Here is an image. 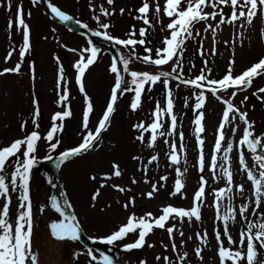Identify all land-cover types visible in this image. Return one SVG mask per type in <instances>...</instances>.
<instances>
[{"label":"rangeland","instance_id":"obj_1","mask_svg":"<svg viewBox=\"0 0 264 264\" xmlns=\"http://www.w3.org/2000/svg\"><path fill=\"white\" fill-rule=\"evenodd\" d=\"M57 6L63 13L70 16L71 21L86 25L87 29L95 32L100 31L103 35L104 29L99 27L94 17H99L100 23H107L110 27L107 34L128 39V33L136 32L135 39H140L139 29L145 28L146 43L144 46L135 45V52L132 48L125 52L120 46L123 57L130 59L132 55H149L144 48H151V56L156 58L155 50L163 47L162 41L168 35L166 25L170 22L161 11L158 15L155 11L156 4L161 5L164 0H147L150 5L148 19L151 27L145 25L139 16L137 9L142 6V0H113L109 5L107 0H47ZM9 4L11 7L9 8ZM17 6L22 7L23 19L29 27L30 48L26 52L23 61L20 58V48L23 45L22 29L18 30L15 25L8 28L10 19L14 20ZM103 6L111 15L103 16L100 8ZM123 9V13L121 12ZM211 12L212 9H205ZM224 13H230L228 7H224ZM218 16L215 21L209 20L194 26V39H189L184 44L182 57L183 78L194 79L200 74V70L205 67L204 61L208 62L207 68L211 69L209 79H220L226 74L229 61H234L233 74H239L252 63L264 57V16L257 14L252 24L245 21H237L234 24H223L217 29L215 36L211 31L205 32V24H215L219 21ZM196 31L200 36H196ZM203 42L204 55L199 54ZM213 47L215 54L213 55ZM93 46L80 34L72 31L53 16H51L39 2L33 4L32 0H0V72L5 68H13L17 63L21 64L18 73H4L0 75V147L8 145L17 138H23L27 133L36 130L41 137L46 135L52 125V115L56 112L70 111L71 115L63 120V129L55 134L53 142L59 140L60 143L55 151H49L48 142L43 138L38 142L37 163L30 173L29 198L32 214V236L31 251L36 256L37 264H99L101 261L97 250L110 256L115 254L120 264H164L163 257H169L171 264H179L177 253H188L183 264H219L216 255L215 232L220 231L223 235V224L216 219V211L213 207L215 197L213 190L225 187L223 178L213 180V173L209 171L211 156L215 144V134L222 118L224 104L221 103L210 92H205L204 107L194 111L196 103L194 93H199V89L194 91L192 86L184 88L181 105L174 103L173 112L177 117V125L171 136H159L152 147L148 146L151 133H143V141L137 139L141 135L134 126L143 122L145 126L153 120L144 119L147 108H138L132 111L131 99L128 93L122 91L108 122L107 129L100 135L99 140L91 150L83 152L75 157L62 162L59 176L62 181L64 195L71 210L75 214L82 231L97 250H92L93 260L89 257V251L77 240H57L52 236L50 225L67 220L56 211L54 202L57 204L58 198L52 193L46 183L50 172L52 160L60 156L65 150L71 149L82 142V137L87 131L94 132L99 120L102 118L111 95V89L115 84V75L110 72L111 58L104 51L99 50L93 64L88 66L82 76L83 92L81 85L76 81V69L74 65L82 57L86 62L89 55L88 49ZM12 52L11 58L5 63V57ZM169 65L155 66L145 64L138 59H130L129 71L149 72L158 74L167 71ZM63 72H60V69ZM62 76V78H61ZM126 82V81H125ZM184 85V84H183ZM186 86V85H184ZM124 87V86H123ZM264 87V76L257 77L253 81L252 87L246 90H236L235 97H231L234 89L227 92L218 93L224 99L231 97L233 105L242 112L247 113V119L253 124L254 135L264 136V102L253 96L258 88ZM67 89V99L60 101V96ZM169 88L172 96L179 94L182 88L172 84L169 80ZM177 91V92H176ZM264 96V94H259ZM245 96L248 97L244 101ZM92 105L89 114L88 129L83 127V112L87 107L85 100ZM187 98V105H186ZM34 99L36 103L34 104ZM174 100V98H173ZM165 101V99H164ZM244 101L243 104L241 102ZM142 105V104H141ZM38 108L39 116L37 123L39 128L33 124V116ZM198 112H202L204 132L200 138L203 139L202 146L197 145L195 125L193 123ZM57 121V124H60ZM24 130H21V125ZM164 127L161 131L167 132L170 126V118L163 117ZM243 123L237 117L226 126L225 141L222 142V150L227 147L230 141L233 144V151L229 153L230 169L233 172V199L232 205L237 213L242 203L254 200L252 193L254 189L250 187L251 182L247 181L246 173L240 170L239 155L244 153L245 162L259 178V170L254 167L252 154L244 146H239V139L242 137ZM232 128L236 129L235 134ZM183 134V141L180 134ZM168 141V144L165 143ZM175 142L177 145V156L180 159L178 164L170 162V145ZM183 144L184 151L180 152V145ZM201 151L204 155V170H199V156ZM222 155L221 153L217 154ZM51 156V159L47 157ZM152 156L157 159L149 164ZM15 159V158H13ZM113 164L119 166L121 175H112ZM183 173L182 181L184 188L181 194L171 195L174 190V182L177 179L176 169ZM11 171V165L8 167ZM217 175L219 173L217 172ZM110 176L111 179L104 180L102 177ZM162 176L167 177L161 180ZM207 181L205 185V196L201 204V220L196 221L188 218L181 221L170 219L166 227L175 225L172 238L166 230L156 229L155 234L146 237L145 245L134 251H124L123 246L134 242L138 233L129 234L123 241L114 245L100 243L99 240L112 231L117 226L126 222L129 215L135 214L137 217L151 212L153 216L161 214L164 206H174L188 209L191 207L195 191L199 187L201 177ZM92 177H96L92 179ZM133 180L136 182L133 183ZM147 181V182H146ZM104 184V187H101ZM243 184L245 192L243 196L236 193L235 186ZM113 185L124 188V192L117 191ZM153 185L157 191L148 198L147 193L152 192ZM99 191L95 200L93 194ZM12 202L10 205L9 222L14 224V216L18 214L19 192L10 193ZM130 198L135 203L125 208L124 205ZM228 203L227 200L224 201ZM251 207H255L254 203ZM264 207V206H262ZM258 215L249 213V219L260 218L261 210H257ZM243 221L240 223L230 222L229 231L234 239H237ZM183 231V237L180 235ZM208 234L207 246L200 245L196 240L197 232ZM192 237V239H188ZM183 242V247L181 243ZM177 246V252L172 251V244ZM224 244L228 247L226 238ZM148 245H153L149 247ZM200 246L203 259L195 256L194 249ZM246 251V248H245ZM140 255V256H139ZM161 257L157 260L156 257ZM27 264H31L29 260ZM242 264H247L246 260ZM255 264H264V249L257 246V257Z\"/></svg>","mask_w":264,"mask_h":264},{"label":"snow or ice","instance_id":"obj_2","mask_svg":"<svg viewBox=\"0 0 264 264\" xmlns=\"http://www.w3.org/2000/svg\"><path fill=\"white\" fill-rule=\"evenodd\" d=\"M33 4L39 2V0H32ZM107 3L111 5L113 0H107ZM51 9V12L59 17L62 21H70L72 18L57 7L48 5ZM11 5L9 4V8ZM228 7L230 9L229 14H225L223 9ZM212 9L211 12L205 11V9ZM123 9L121 12L123 13ZM139 16L135 17L136 19H142L145 25L151 27L150 21L148 19V13L150 11V5L147 0H142V6L137 9ZM156 13L159 15L162 11L165 17L169 18V23L166 25V30L168 35L163 39V47L157 48L155 50L156 58L153 59L151 56L152 49L144 48L146 53L149 55L136 56L132 55L130 59L141 60L145 64H151L155 66L169 65L171 71H161L158 74H151L149 72H137V71H128V64L130 59H123L122 64L124 65V71L130 76V80L125 82L118 71L117 62L113 60L110 72L115 75V84L111 89V95L108 100L106 109L103 113L102 118L99 120L98 125L96 126L94 132L89 130L87 134L82 137V142L78 146L71 149L65 150L60 153L59 161L64 162L71 157H75L83 152L91 150L95 143L99 140L100 135L103 131L107 129L108 122L112 113L114 112V105L118 98V93L123 92H132L134 96L132 98L130 107L132 111H136L141 104V98L145 91L146 85H155L162 81L165 91V101L164 104L158 101L156 107L152 112L153 121L145 126L143 122L135 125L134 127L138 130H141V135L137 139L143 141V133L150 132L151 137L148 143L149 147H152L159 136H171L177 125V117L173 112V96L172 91L169 88V80L174 79L179 81V83L186 86H192L196 89H199V93H194L196 103L194 105V111L200 110L204 107L205 103V92H210L218 100L224 104L222 118L219 122V126L215 134V144L213 148V153L211 156V162L209 166V171L213 173V180L224 179L226 186L219 187L213 190V195L215 200L213 202V207L216 211V219L221 221L223 224V235L220 231L215 232V241H216V255L219 260V264H242L246 260L247 264H255L257 257V246L260 249H264V136L254 135L253 124L248 121L247 113L240 111L239 108L235 107L231 102V97H235L237 94L236 90H246L253 85V81L257 77L264 76V57H261L257 62L252 63L251 66L244 69L239 74H233L234 61H229V67L225 75L220 79H209L211 69L207 68L208 62L205 60V67L200 70V74L197 75L194 79H184L182 57L184 53V44L189 39H194L193 29L194 26L201 22H207L209 20L215 21L219 16V21L213 26L212 24H205L204 31H211L213 37L220 25L223 24H234L237 21H245L247 24H252L254 17L257 14L264 16V0H164L162 9L159 3L156 4L155 8ZM100 13L103 16L111 15L103 6L100 8ZM99 24L101 29H104L103 33L104 39L112 41L115 45H120L124 48H132L133 53L135 52L134 46L139 44L144 46L146 41L144 37L146 36V29H139L140 39H135V31L129 32L128 39H120L112 37L107 34V29L110 27L107 23H100L99 17H94ZM15 25L18 30L22 29L23 32V45L20 48V58L21 62L30 48V32L29 27L23 19L22 7L17 6V11L13 19H10L8 22V28L11 29ZM81 27H87L86 25H81ZM95 36H100L102 33L100 31H95L92 33ZM196 36H200V32L196 31ZM203 42L201 41V47L198 50L201 56L204 55L203 52ZM89 55L86 62L83 57L76 62L74 65L77 75L76 81L81 85V91L83 92L82 86V76L85 70L94 63L97 56V50L91 48L87 50ZM213 55L215 54V47H213ZM12 52H9L5 57V63L11 58ZM21 64L17 63L13 68H5L0 75L4 73H18L20 71ZM60 72H63V69H60ZM62 78V76H61ZM122 85L124 87L122 88ZM228 89H234L231 93V97L224 99L222 96L218 95L221 92H227ZM148 91H151V87L148 88ZM264 94V87H260L256 92H253L252 95L256 96L257 99L264 102V96L258 95ZM67 89L65 88L64 94L60 96V101H65L67 99ZM248 97L245 96L244 101H247ZM241 102V104L244 103ZM36 103L34 99V104ZM87 107L83 112V127L88 129L89 123V114L92 111V105L85 100ZM187 105V98H186ZM71 115L70 111L64 110L63 112H56L52 115V125L47 131L46 135L41 137L40 133L36 130H33L30 133H27L23 138H17L10 142L6 146L0 147V264H27L30 260L31 264H37L36 256L31 251V236H32V214H31V203L29 198V180L30 173L34 165L37 163V157L35 155L38 147V142L43 138L48 142L49 151H55L60 143L59 140L53 142L55 134L63 129V120ZM167 115L170 118V126L167 130L161 131L164 127L163 117ZM39 116V110L36 109L33 116V124L35 128H39L37 123V117ZM243 123L242 137L239 139L238 145L244 146L249 153L252 154V160L254 161V167L259 170L257 175L254 174L252 167H250L245 162V155L241 153L239 155V166L240 170L246 173L247 181L251 182L250 187L254 189L252 195L255 197L254 200H250L247 203H242L238 209L239 220H237L236 210L233 208L232 199H233V172L230 169V158L229 153L233 151L232 142L227 143V147L222 150V142L225 141L224 130L232 121H235L236 118ZM204 119L203 113L198 112L193 123L195 125V134L197 138V145L202 146L204 144L203 139L200 138L201 133L204 132V127L202 121ZM57 121H60V124H57ZM21 130H24V125H21ZM233 134H235L236 129L232 128ZM180 139L183 141V134H180ZM165 143L168 144V141L165 140ZM183 144L180 145V152H183ZM222 155L218 156V153ZM15 158V159H13ZM51 159V156L47 157ZM157 159L156 156H152L149 160V164ZM204 155L201 151L199 156V170H204ZM170 162L172 164H178L180 159L177 156V145L175 142L170 145ZM11 165V171H8V167ZM113 173L115 177H119L121 172L119 166L113 164ZM177 179L174 182V190L171 195H177L182 193L184 184L182 181L183 173L179 168L176 169ZM217 172L219 175H217ZM96 177H92L95 179ZM110 176H104L102 179L108 180L111 179ZM161 180H166L167 177L162 176ZM136 181L133 180V183ZM147 182V181H146ZM207 181L202 176L199 181V187L195 191L191 207L188 209L178 208L171 205L162 207L161 214L158 216H153L151 212L145 213L142 216L137 217L135 214L129 215L126 218V222L117 226V228L112 231L109 235L101 238L100 243L106 245H114L116 242L123 241L127 238L129 234L138 233L137 238L134 242L127 243L123 246L124 251H131L133 249H140L145 245L146 237L153 232L154 229L166 230L169 238L171 239L174 231L177 229L175 225L172 227H166V224L170 219L176 220L179 218L183 221L184 218H188L191 222L192 218L196 221L201 220V204L203 203V198L205 196V185ZM104 184H101V187H104ZM117 191L124 192V188L113 185ZM157 191L156 185H153L152 192L147 193L148 198L152 197L153 192ZM236 193L243 196L245 192V187L243 184L235 186ZM19 192L18 196V214L14 216V224L9 222L10 216V205L12 198L10 193ZM99 195L97 190L92 199L95 200ZM227 200L228 203L225 204L224 201ZM134 199L130 198L128 202L124 205L125 208H128L129 205L134 206ZM255 207H251V204ZM54 207L56 211H60V205L55 204ZM260 209V218L252 220L249 219V213L253 216L258 215L257 210ZM63 215V213H61ZM72 220H75V217H71ZM243 221V227L238 234L237 239H234L232 234L229 231V223L235 222L240 223ZM52 236L57 240H77L79 239L77 229L70 223H65L60 221L59 223H53L50 225ZM180 235L183 237V231H180ZM196 240L199 241L200 245L207 246L208 234L205 231L203 234L197 232L195 235ZM226 238L228 247L224 244V239ZM192 239V237H188ZM152 247L153 245H148ZM183 247V242L181 246ZM246 248V251H245ZM172 251L177 252V246L175 243L172 244ZM203 249L200 246H197L194 249L195 256L198 259H203L201 253ZM89 257L93 260L96 259L92 255V252L88 253ZM188 253L183 254L177 253V261L179 264L187 259ZM157 260H160L161 257L157 256ZM164 264H171L169 257H163ZM99 264H112V260L107 255H102L101 261ZM145 264V262H141Z\"/></svg>","mask_w":264,"mask_h":264},{"label":"water","instance_id":"obj_3","mask_svg":"<svg viewBox=\"0 0 264 264\" xmlns=\"http://www.w3.org/2000/svg\"><path fill=\"white\" fill-rule=\"evenodd\" d=\"M41 2L51 12V9L48 6L49 4L45 0H41ZM57 18H59V17H57ZM62 22H64L69 28L73 29L74 31L79 32L84 37H86L87 40L93 44V46L97 50V52L100 48H103V49L109 51L111 54L112 62H113V60H116L118 71L123 78L124 68H123V65L121 62V57H120L119 53L117 52L113 42H111L109 40H105L104 37L101 35L100 36L93 35L90 31H88L84 27H81L80 25L73 24L69 21H62ZM60 163L61 162L59 161V158L53 162L52 167L50 169V172L47 176V181H48L52 191L59 198L60 212L63 213V216L68 220V222L70 224H72L74 227H76L77 233L79 236V239H78L79 242L82 243L83 245H85L88 250H90V248H92L94 246L86 241V239L82 233V230L80 228V225L78 224V222L76 220V217L74 216V214L72 213V211L69 208V205L65 201L64 194L62 191L61 179H60V176L58 174V167H59ZM71 217H75V220H72ZM94 248L97 249L96 247H94ZM109 257L111 258L112 263L119 264L114 255H110Z\"/></svg>","mask_w":264,"mask_h":264},{"label":"trees","instance_id":"obj_4","mask_svg":"<svg viewBox=\"0 0 264 264\" xmlns=\"http://www.w3.org/2000/svg\"><path fill=\"white\" fill-rule=\"evenodd\" d=\"M123 51L129 52V48H126ZM125 59H126V54H125ZM167 67H169L167 69V71H171L170 66H167ZM128 71H129V68H128ZM130 79H131L130 76L126 72V80L129 81ZM170 81H171L172 84H175V85L180 86L182 88V90L180 89V91L178 92L179 94H175L173 96V98H174L173 101H175L179 105H181V102H182L181 100L184 98V96H183L184 88L188 87V86H184L183 84L179 83V81L174 80V79H170ZM149 87H151V91H148ZM192 89L194 91L198 90L196 88H192ZM165 91L166 90L164 89L162 81L157 83V84H155V85H151V86L150 85H146L145 86V91H144V93L142 95V98H141V104L142 105L140 104V107H139V108H144V109L147 108V111H146V115L147 116H144L143 117L144 119L153 120L152 112L154 111V109L156 107V103L159 101L161 103V105L164 104ZM127 93L131 95V98H133L134 93H132V92H127ZM155 233H156V229H154L151 234H155ZM131 251H134L136 253H140V251L136 250V249H133Z\"/></svg>","mask_w":264,"mask_h":264}]
</instances>
